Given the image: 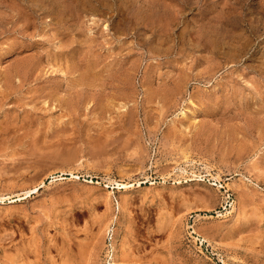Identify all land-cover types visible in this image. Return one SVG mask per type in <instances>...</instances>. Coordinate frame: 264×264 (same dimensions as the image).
Returning <instances> with one entry per match:
<instances>
[{"label":"rangeland","instance_id":"1","mask_svg":"<svg viewBox=\"0 0 264 264\" xmlns=\"http://www.w3.org/2000/svg\"><path fill=\"white\" fill-rule=\"evenodd\" d=\"M115 262L264 264V0H0V264Z\"/></svg>","mask_w":264,"mask_h":264},{"label":"bare ground","instance_id":"2","mask_svg":"<svg viewBox=\"0 0 264 264\" xmlns=\"http://www.w3.org/2000/svg\"><path fill=\"white\" fill-rule=\"evenodd\" d=\"M126 187V186H125ZM113 250L116 252V256H117V258H120V255H119V249H118V244H114L113 245ZM115 257V256H114ZM117 261V260H116ZM115 264H121V263H119V262H115Z\"/></svg>","mask_w":264,"mask_h":264}]
</instances>
